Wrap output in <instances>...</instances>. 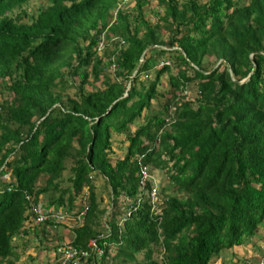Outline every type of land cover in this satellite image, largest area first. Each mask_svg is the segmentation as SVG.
Returning <instances> with one entry per match:
<instances>
[{
	"label": "trees",
	"instance_id": "16d2710c",
	"mask_svg": "<svg viewBox=\"0 0 264 264\" xmlns=\"http://www.w3.org/2000/svg\"><path fill=\"white\" fill-rule=\"evenodd\" d=\"M30 1L0 0V264L238 258L264 223V0Z\"/></svg>",
	"mask_w": 264,
	"mask_h": 264
},
{
	"label": "rangeland",
	"instance_id": "374dc122",
	"mask_svg": "<svg viewBox=\"0 0 264 264\" xmlns=\"http://www.w3.org/2000/svg\"><path fill=\"white\" fill-rule=\"evenodd\" d=\"M153 1H155V0H153ZM42 3H43L42 0H31L28 4H26V9H27L26 11L27 12L33 11L35 9V7L40 6ZM101 48H102V45L99 44L98 47H97V50H99V51H97V54L98 55L101 54L100 53L101 52ZM208 61H213V58L210 57L208 59ZM92 85L98 86L99 85V80L93 82ZM88 88H90V87H88ZM115 136L116 135H114V137ZM115 153L118 154V155L121 154V153H119V150L118 149H116V152ZM152 174H153V176H152ZM152 174L149 173V176H152L151 178L154 177V180H153L154 183L157 181V184H159V186L167 183V176L166 175H161L158 171H154V170H153ZM99 196L101 197L103 204L106 205V197L103 194L102 195L99 194ZM121 200H123V199H121ZM106 207H107V211H105V213L103 214L104 215L103 216V222L106 221L107 215L109 216V214H110L111 206H109L107 204ZM116 216H117V218H119V215L118 214H116ZM105 226L108 227V225H105ZM29 237H31V236H29ZM14 240H15V242H17L16 239H14ZM250 241H251V243H249V245L245 244V245L240 246L241 249L240 248H234L231 251V252H235L238 255V258L237 257L236 258H231L230 252L229 253H225L226 250L225 249H222L220 251V253L222 255H218L217 257H212L210 263L211 264H222L223 262H225L226 260H228L230 263H233V264H242L240 262L242 256H247L248 257V260H249V263L248 264H256V262L259 260L260 256L263 253L262 252V248H261V246L264 243V223L263 222H262V224H260L257 227V230L255 231V234L253 235V237L251 238ZM30 244H31V242L28 243V247H31L32 246ZM28 249H29L28 251H30L31 253H34L35 252V250H33L32 248L31 249L28 248ZM113 250H114V246H112V251ZM224 253H225V255H224ZM42 254H43V252H41L40 255H42ZM121 255H123L122 252H121Z\"/></svg>",
	"mask_w": 264,
	"mask_h": 264
},
{
	"label": "clouds",
	"instance_id": "9594fccd",
	"mask_svg": "<svg viewBox=\"0 0 264 264\" xmlns=\"http://www.w3.org/2000/svg\"><path fill=\"white\" fill-rule=\"evenodd\" d=\"M146 177V176H145ZM145 177H143V178H145ZM152 176H149V178H151ZM152 180V182H153V180H154V177L153 178H151ZM154 183V182H153ZM155 185H157L156 184V182L154 183ZM107 228H109V227H107ZM106 234H108V229H107V231H106ZM105 234V235H106ZM91 243H93V240H91L90 241ZM264 243H263V245L261 246V248H262V255L260 256V258H259V260L256 262V264H258L260 261H261V264H264ZM84 255V254H83ZM78 254L76 255V254H74L73 252H69V251H65L64 253H63V257L66 259L65 261H71L70 262V264H73V262H75V263H77V260H78ZM74 263V264H75ZM249 263V262H248ZM247 262H245V263H243V264H248Z\"/></svg>",
	"mask_w": 264,
	"mask_h": 264
},
{
	"label": "built area",
	"instance_id": "2783aa9c",
	"mask_svg": "<svg viewBox=\"0 0 264 264\" xmlns=\"http://www.w3.org/2000/svg\"><path fill=\"white\" fill-rule=\"evenodd\" d=\"M140 173H141L142 177L147 176V173H146L144 167H141V168H140ZM263 248H264V247H263ZM263 257H264V256H263ZM258 264H261V261H260Z\"/></svg>",
	"mask_w": 264,
	"mask_h": 264
}]
</instances>
